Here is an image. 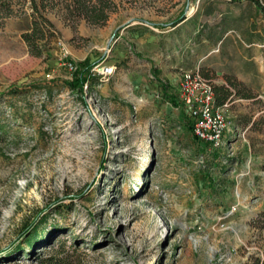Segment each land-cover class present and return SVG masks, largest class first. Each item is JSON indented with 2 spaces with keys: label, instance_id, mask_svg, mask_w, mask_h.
<instances>
[{
  "label": "rangeland",
  "instance_id": "obj_1",
  "mask_svg": "<svg viewBox=\"0 0 264 264\" xmlns=\"http://www.w3.org/2000/svg\"><path fill=\"white\" fill-rule=\"evenodd\" d=\"M260 2L58 0L43 12L53 36L39 55L15 15L2 19L0 264H246L264 254V227L249 221L264 208ZM94 4L101 22L86 16ZM191 14L196 27H171ZM160 51L214 83L243 68L252 96L227 103L218 145L190 132L176 89L155 87L145 59ZM83 59L115 68L73 85Z\"/></svg>",
  "mask_w": 264,
  "mask_h": 264
},
{
  "label": "trees",
  "instance_id": "obj_2",
  "mask_svg": "<svg viewBox=\"0 0 264 264\" xmlns=\"http://www.w3.org/2000/svg\"><path fill=\"white\" fill-rule=\"evenodd\" d=\"M26 1H28L26 3ZM58 0H0V23L2 19L6 16L15 15L19 21V27L22 28L21 37L25 41L29 52L34 55H39L43 52L49 50V39L53 36L52 23L50 20L44 16V10L47 8H51L52 6L57 4ZM255 4V7L258 9L261 7L260 0H252ZM264 2V0H262ZM96 5H92L89 10L86 11L87 18L91 19L94 22H101L106 18L107 13L103 11L101 8L98 9L95 7ZM183 17L178 15L172 21V24L176 23ZM95 64V63H94ZM93 63H89L86 59L81 60L77 64V69L74 72V80L71 81V84L75 85V83L81 84L86 78H89L91 71L90 67L94 65ZM186 69H194V68H182L181 70ZM198 72L201 76L208 79L211 85V90L213 93V102L217 105H222L223 103H227L231 101L234 97H251V91L245 86V84L239 80H237L233 75L227 74L224 75L223 82H211L208 73L204 72L202 68H197ZM153 71L155 68H152V76L155 78L157 85L161 88H165L167 86L166 83H163L160 78H158ZM10 89V88H9ZM44 93L41 96H45ZM167 95L163 98L168 101L173 106H177V101H174V98L169 96V99L166 98ZM41 101H38V106L40 107ZM188 115V114H187ZM185 114L183 117L185 118ZM189 117V116H188ZM190 118L185 119V124L190 129ZM253 120H251V124ZM263 151H264V139H263ZM259 169L261 171V179L264 184V162L259 164ZM250 223L255 226L257 229H261L264 227V208H260L256 210L250 218ZM27 228V224L24 225L23 230ZM33 237V238H32ZM25 241L31 243L34 240V235L27 232L25 234ZM21 249L20 245L15 249L16 251ZM42 264H52L50 259L43 261ZM246 264H264V254L258 255L255 253L249 254V257L246 261Z\"/></svg>",
  "mask_w": 264,
  "mask_h": 264
},
{
  "label": "built area",
  "instance_id": "obj_3",
  "mask_svg": "<svg viewBox=\"0 0 264 264\" xmlns=\"http://www.w3.org/2000/svg\"><path fill=\"white\" fill-rule=\"evenodd\" d=\"M67 65L71 69L74 67L70 63ZM114 68L113 63L104 62L94 64L90 71L99 79H106ZM175 89L177 99L186 107L190 117V132L199 140L218 145L226 128L223 112L226 103L214 104L209 80L201 76L197 68L181 70Z\"/></svg>",
  "mask_w": 264,
  "mask_h": 264
},
{
  "label": "crops",
  "instance_id": "obj_4",
  "mask_svg": "<svg viewBox=\"0 0 264 264\" xmlns=\"http://www.w3.org/2000/svg\"><path fill=\"white\" fill-rule=\"evenodd\" d=\"M198 18L196 17V15H190V16H186V17H183L182 19H180L179 21H177L176 23H174L171 27H194L195 26V22ZM186 23H187V26H186ZM196 27V26H195ZM143 41V39H142ZM154 46L156 45L155 43L153 44ZM153 45H150V46H153ZM152 49V47H151ZM148 50V51H151ZM135 55L137 56V53L135 54V52H132L131 51V55H129V59L132 60V55ZM152 55H149L150 58H153L154 60H149V59H145V60H148L149 61V65L148 67H151V68H155V70H157L159 68V71H160V74L159 77L160 79L167 84V88H170V89H175L176 88V84H177V78L179 76V73L181 72V69L183 68L184 63L182 61H180L179 59H176L174 57H169V56H166L163 57L164 59L161 60L160 57L162 56V52H158V53H153L151 52ZM137 58V57H136ZM162 61V64L160 62V60ZM155 60L159 61L160 63H157ZM171 67L173 69H175V71H168L166 69V67ZM240 69V70H239ZM243 68L240 66H238L236 68V70H232L233 72V76L243 82L244 84H249V78L247 76H245L244 74H242V71ZM224 79H220L219 81L217 82H223ZM155 87H157L160 92H162V89L159 85H157V82L155 80Z\"/></svg>",
  "mask_w": 264,
  "mask_h": 264
},
{
  "label": "bare ground",
  "instance_id": "obj_5",
  "mask_svg": "<svg viewBox=\"0 0 264 264\" xmlns=\"http://www.w3.org/2000/svg\"><path fill=\"white\" fill-rule=\"evenodd\" d=\"M100 67V69L102 68V66H99Z\"/></svg>",
  "mask_w": 264,
  "mask_h": 264
}]
</instances>
